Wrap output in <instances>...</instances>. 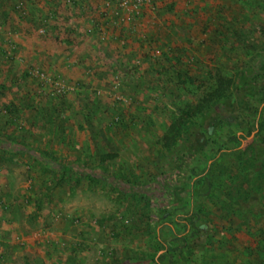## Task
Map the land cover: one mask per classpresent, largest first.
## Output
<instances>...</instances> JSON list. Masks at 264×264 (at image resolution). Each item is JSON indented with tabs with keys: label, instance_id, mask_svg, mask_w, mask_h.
<instances>
[{
	"label": "rangeland",
	"instance_id": "374dc122",
	"mask_svg": "<svg viewBox=\"0 0 264 264\" xmlns=\"http://www.w3.org/2000/svg\"><path fill=\"white\" fill-rule=\"evenodd\" d=\"M13 2L0 0V264H147L163 253L156 235L162 232V239H168L165 226L178 232L181 224L175 219L191 205L210 214L206 221L219 231L215 239L224 241L213 252L217 263L242 264L241 251L249 258L246 248H252L255 240L251 226L228 235L230 223L209 200H189L186 191L174 193L181 184L187 190L195 172L192 159L181 172L176 170L190 144L212 124L220 132L215 144L223 147L232 136L230 128L238 126L232 111L239 109L243 117L253 112L238 103L222 107L218 101L206 110L201 104L215 88L218 74L245 70L264 80V0H149L143 6L147 16L120 26L136 28L135 21L136 31L154 26L163 33L161 41L149 36L141 38L143 46L135 41L142 52L138 60L127 58L134 51L122 59L108 52L99 65L105 83L88 86L66 82L51 68L31 65L34 54H22L20 37L2 28L12 9L15 28L22 21V3L15 9ZM107 2L109 7L116 5V17L128 20L116 14L119 0ZM64 3L69 6L72 0ZM101 8L107 7L98 4ZM47 23V17L39 15L32 29L38 36L52 29L51 35L58 27ZM109 31L113 34L114 29ZM108 40L122 44L120 38ZM143 64L152 69L144 71L150 76L141 83L138 70ZM80 70L97 74L93 68L90 73ZM242 97L253 101L254 94L246 91ZM198 106L196 116L177 123L181 111ZM255 115L259 128L241 141L239 149H264V104ZM232 144L238 146L228 142ZM107 153L115 158L103 163L102 178L88 180L84 167H95ZM204 156L218 162L213 175L223 171L216 179L223 186L229 185L227 175L248 171L253 176L264 163L244 157L240 164L237 155L219 159L207 150L198 159ZM205 162L196 165L197 172ZM65 167L73 172L63 177ZM113 179L119 182L113 184ZM219 186L215 190L222 196ZM255 200H261L257 209L264 206V198ZM195 201L198 204L193 205ZM249 204L251 199L243 202L247 210ZM169 214H174L172 219L159 223L160 216ZM147 216L152 218L150 225ZM231 237L233 242L227 243ZM231 246L239 254L228 262L220 251Z\"/></svg>",
	"mask_w": 264,
	"mask_h": 264
},
{
	"label": "trees",
	"instance_id": "16d2710c",
	"mask_svg": "<svg viewBox=\"0 0 264 264\" xmlns=\"http://www.w3.org/2000/svg\"><path fill=\"white\" fill-rule=\"evenodd\" d=\"M237 74L238 75L233 73H227L225 75L218 74L215 88L209 93L208 97L202 100L201 107L203 110H206L207 107L214 105L218 101L221 103L222 107L227 104L232 106L235 103L251 107L253 112L248 117H243V115L239 114V109L232 111V113L236 115L235 120L238 126L237 128H230V130H232V136L230 135L228 142H236L238 146L236 147L232 144L230 147L227 142L224 143L223 147H217L215 143L217 138L220 136V132L217 131L212 124H210L209 127L205 129V132L200 135V138L197 137L195 142L191 143L186 149L187 154L185 153L184 156H181L179 164L176 165V170L181 172L182 166H186L190 159H192L191 162L196 161V165H199L203 159H206V162L201 168H197L199 172L196 171V165L191 167V171L193 170L195 172L194 175L190 177L191 179L187 185V190H185L182 184H178L180 187L177 189L174 188L176 189L174 195L178 196L186 191L189 200L192 198L209 200V202L214 206L216 212L221 213L222 218H225V220L230 223V227L227 228L228 235L233 236L234 232L244 231L243 229L249 231L251 226L255 232L253 237L255 239L253 241L254 246L252 248H246L249 251V258L246 259L242 255L241 251L240 259H242V264H264V206L257 209L261 200L259 202L255 200L257 197L261 199L264 198V194H262L264 191V163L259 170L254 171L253 176L249 175L248 171L241 173V168L239 169V172L241 173L240 176L227 175L226 179L229 182V185L223 186L221 182L216 181L217 178L222 177L221 175L223 171L220 169L221 172H219L217 176L213 175V172L217 170L216 166L218 162L215 161L212 163L211 160L213 159L208 160L209 158L207 156L198 159V156L202 157L204 150H207L209 155L214 154V156H219V159L230 155H237V160L240 164H242L240 159L247 158L251 160L264 161V149L262 148H252L249 146L245 149H239L241 141L247 139V137L251 136L252 133L259 128V124H257L258 121H255V114L260 112V107L264 104V82H262L264 80L255 74L253 76H249L245 70L237 72ZM246 91H250L254 94V98H252L253 101L243 100L242 96L246 95ZM234 96L238 99L235 100ZM198 108L199 106L194 109H190V111H181L183 114L180 118H178L177 123L180 124L183 122V124H185V119L190 117L192 118L197 115L196 111H198ZM244 118H246V123L248 124L245 130L243 126L247 124L243 121ZM258 131H260V129ZM238 132L241 134L237 135L236 133ZM237 148L238 150L235 151ZM114 158V155L108 153L100 156L95 167H84L87 171L84 176H86L90 181L94 179V177L101 179L102 177L99 175L102 173L101 170L103 169V163ZM90 168L96 169L90 170ZM70 172H73L72 169L65 167L63 168L61 175L66 177L67 173ZM103 172H105V170H103ZM77 174L79 175V173ZM118 182L119 181L117 179H113V184ZM216 185H220L219 188L224 189L223 192L221 191L222 196L217 195V193H220V190H215ZM249 199H251L252 204H249L250 208L247 210L243 206V202ZM142 201L144 202L145 199ZM192 204H198V202L195 201V203L193 202ZM194 207L191 205L188 212L181 214L180 217L175 219V222L178 221V223L181 224L178 232H175L174 230L169 229L168 226H165L164 228L168 229L169 232L168 239H162V232H159L156 235L155 243H157L159 249L163 251V253L159 256V260L151 258L148 260L147 264H219L213 258V256H216L213 252L215 251L216 246L223 245L224 241L219 240L218 238H216L217 240L215 239L219 231L212 227L214 224L211 220L206 221V217H210V214L204 213L197 205L196 208ZM147 208L149 209V212L152 211L150 202H148ZM164 213L166 214V212ZM173 215L174 214L160 216L159 223H163L164 220L169 221L172 219L171 217ZM147 217L149 224L152 218L151 216ZM172 224L177 225L174 222H172ZM228 242H233L232 237L227 240V243ZM231 247L228 251H220V254H223V256H221L222 259L228 262L232 259L234 254H239L237 250L233 249V247L232 249L234 251L231 252ZM171 258H176L177 261H170Z\"/></svg>",
	"mask_w": 264,
	"mask_h": 264
},
{
	"label": "crops",
	"instance_id": "0c3cea01",
	"mask_svg": "<svg viewBox=\"0 0 264 264\" xmlns=\"http://www.w3.org/2000/svg\"><path fill=\"white\" fill-rule=\"evenodd\" d=\"M173 1L175 2V0ZM64 2L65 0H14L12 4L15 5V9L17 5L22 3L20 8V12H23V15L21 14L22 21H19V25L15 28L13 20L16 19V16L13 14L12 9L8 12L10 16L7 17L8 20L6 18V23L2 28L7 33H16V36L20 37L18 48L22 54L32 57L34 54L36 59H31L32 66L39 65L42 68H51L54 76H60L66 82L87 84L86 86L90 85V82L91 84L95 82L105 83V80L101 77L102 74L99 73L100 70H103L99 65L104 63L105 55L109 54L108 52L113 55L114 59L119 56L122 59L134 51V54L127 58L138 60L142 57L140 55L142 52L137 47L138 44L143 46L141 38L149 36L161 41L160 36L163 33L157 32L154 26L150 25L138 30L141 32L136 31L138 26H134L136 28L121 27L120 25L125 24L127 21L131 23V21L124 20L123 15L120 18L115 16V10L117 9L114 2L109 8L101 9H97V5L107 4V0H72L69 6L65 5ZM169 11H171V8ZM178 12L176 8L174 13ZM39 15L43 19L47 17V21L52 25V28L57 25L58 28L54 30L53 34L50 35L51 29L48 31V35L38 36L32 29V23L38 22ZM36 27L37 25L35 29ZM111 29H114L113 34H110L111 31L109 30ZM50 36L56 38H50ZM109 37L113 40L120 38L122 40H120L121 46L117 43L115 45L111 44L108 40ZM135 41L139 42L136 44L137 46L133 45ZM122 49H125V53H121ZM127 58L119 61L126 62ZM25 63L27 64L29 61L26 60ZM149 67L143 64L139 68L138 71L142 72V75L138 80L141 83L146 77L150 76L144 73L145 70H147V73L150 72L151 67ZM80 69H89V73L91 70L92 72L97 71V74L85 75ZM133 78L137 79L135 76ZM85 93L88 95V91H85ZM75 149L78 150V147L75 146Z\"/></svg>",
	"mask_w": 264,
	"mask_h": 264
},
{
	"label": "built area",
	"instance_id": "2783aa9c",
	"mask_svg": "<svg viewBox=\"0 0 264 264\" xmlns=\"http://www.w3.org/2000/svg\"><path fill=\"white\" fill-rule=\"evenodd\" d=\"M149 0H119L118 7L120 13L116 14H124V16L128 20H134L138 17H142L143 15L147 16V11L143 6L146 4L148 5ZM106 7H109V4H105ZM135 26H137V21H135ZM137 24V25H136Z\"/></svg>",
	"mask_w": 264,
	"mask_h": 264
}]
</instances>
